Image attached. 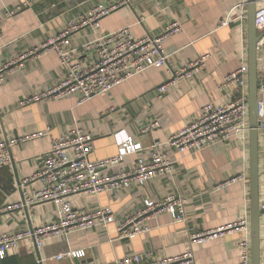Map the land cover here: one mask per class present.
<instances>
[{
    "label": "crops",
    "instance_id": "crops-1",
    "mask_svg": "<svg viewBox=\"0 0 264 264\" xmlns=\"http://www.w3.org/2000/svg\"><path fill=\"white\" fill-rule=\"evenodd\" d=\"M0 0V63L41 47L57 36L66 23L77 19L99 4L116 7L100 21L98 31L85 27L73 34L74 46L95 39L100 33L129 28L136 38L161 35L177 22L179 30L165 37L168 55L163 67L150 68L125 80L109 92L79 103L76 96L47 97L26 106L19 101L42 92L63 78L59 57L43 52L28 57L0 85V112L7 137L42 136L20 141L13 147V163L0 168V209L22 199V190L40 187L39 180L24 184L40 167L52 148L53 139L74 127H82L94 137L90 159L112 157L118 143L128 137L147 146L164 141L192 123L208 103L221 104L232 98V87H222L224 77L248 59V27L238 23L220 26L233 0ZM261 2H258L260 7ZM12 12L11 14H8ZM258 44V72L264 70V37ZM80 52V51H79ZM200 55H208L205 66L193 77L170 86L160 94L158 88L172 74ZM85 65L96 59L95 50L81 51ZM154 120L160 126L148 133L143 128ZM174 162L169 175L159 176L146 185H134L117 192L97 195L82 193L71 197L76 209L110 207L116 221L108 230L90 229L48 240L38 249L23 243L0 264H81L80 259L57 256L69 250L85 249L92 264H118L127 255L143 254L148 261H160L188 252L194 264H238L241 232L193 242L195 234L232 224L250 213V186L232 183L226 189L217 185L249 170V143L239 137L195 153L168 152ZM144 149L125 157L113 169H130L138 158H149ZM260 199H264V133L259 136ZM170 195L186 199V219L176 221L168 212L149 217L148 230L132 238H120L117 227L147 199L161 200ZM58 217L54 202L36 204L31 210L0 212V232H16L53 222ZM261 258L264 257V229H261Z\"/></svg>",
    "mask_w": 264,
    "mask_h": 264
},
{
    "label": "built area",
    "instance_id": "built-area-1",
    "mask_svg": "<svg viewBox=\"0 0 264 264\" xmlns=\"http://www.w3.org/2000/svg\"><path fill=\"white\" fill-rule=\"evenodd\" d=\"M233 1L232 7L221 20L220 26L238 23L244 30V27H248L249 0ZM258 2H261V5L257 6L255 23L258 32L264 33V0H258ZM30 4V0H23L19 9ZM115 7L116 5L99 4L77 19L68 21L57 36L48 39L41 47L20 55L18 59L1 62L0 85L15 72L17 67L24 65L26 58L43 52L57 54L64 76L49 89L21 99L20 106H26L47 97L59 99L76 96L78 102L83 103L94 96L109 92L116 85L150 68L165 66L168 55L163 42L165 37L179 30L180 26L177 22L168 25L161 35L136 38L129 28H121L98 34L95 39L85 42L82 49L73 45L74 33L85 27L98 31L101 19ZM11 13L13 11H8V14ZM89 50H95L96 59L91 64L85 65L78 58V54ZM207 57L208 55H200L196 60L176 70L170 80L158 88V92L165 93L170 86H176L180 81L193 77L196 71L205 66ZM248 81L249 65L246 59L222 81V87H232V98L229 101L221 104H205L192 123L164 141L155 140L143 146L133 137H128L118 143V152L112 157L91 160L94 137L79 126L53 139L52 148L43 155L37 173L32 178L21 181L26 184L31 180H39L40 187L22 190V199L0 209V212L31 210L36 204L54 202L58 206V217L49 224L28 227L11 233L0 232V259L7 257L13 249H18L23 243H33L36 248L41 249L48 240L54 238L95 228L108 230L109 226L116 221V215L110 207L76 209L71 197L82 193L97 195L102 192H117L134 185L143 186L159 176L169 175L174 168V162L168 155L170 149L179 153H195L233 137H239L249 143ZM159 126L160 122L154 120L142 131L148 133ZM258 129L260 133H264V70L259 74ZM42 135V132H38L22 138L7 137L0 112V168L13 163L12 149L20 141ZM145 148L150 151L149 158H138L130 169L113 172V169L119 166L126 156L143 151ZM238 182H243L247 187L250 186L249 170L225 180L217 187L226 189L230 184ZM186 208V199L176 195H170L158 201L147 199L142 206L119 224L118 235L120 238H132L146 232L148 230L146 220L161 212L170 213L176 221H185ZM260 209L262 211L261 228L264 229V199H260ZM235 231L241 232L238 244L241 260L238 264H252L249 212L232 224L193 235L192 241L202 242L210 238L231 235ZM86 255L85 249L69 250L59 254L57 258L80 259L81 264H92L86 260ZM118 264H194V256L192 252H188L160 261H148L145 255L135 253L127 255ZM261 264H264V257L261 258Z\"/></svg>",
    "mask_w": 264,
    "mask_h": 264
},
{
    "label": "water",
    "instance_id": "water-1",
    "mask_svg": "<svg viewBox=\"0 0 264 264\" xmlns=\"http://www.w3.org/2000/svg\"><path fill=\"white\" fill-rule=\"evenodd\" d=\"M258 0H249L248 3V65H249V152H250V215L252 264H261V216L260 209V157L258 129V44L264 33L257 30L255 16Z\"/></svg>",
    "mask_w": 264,
    "mask_h": 264
}]
</instances>
